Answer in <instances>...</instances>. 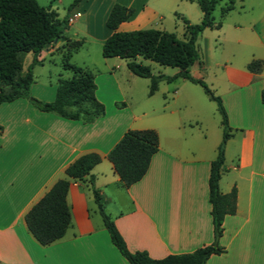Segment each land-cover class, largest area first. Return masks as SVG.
Instances as JSON below:
<instances>
[{
	"label": "crops",
	"instance_id": "crops-1",
	"mask_svg": "<svg viewBox=\"0 0 264 264\" xmlns=\"http://www.w3.org/2000/svg\"><path fill=\"white\" fill-rule=\"evenodd\" d=\"M149 1L84 0L70 13V27L85 17L86 35L99 37L103 47L112 34L106 20L115 3L135 9L119 29L134 31L152 29L163 19ZM192 13L195 20L188 12L181 18L200 24L202 11ZM93 18L98 31L92 29ZM216 22L222 23L220 29H206L199 36L203 65L195 63L190 73L222 99L227 113L232 131L220 191L229 194L236 188L237 208L223 223L219 246L225 252L207 264H264V0H236L234 10ZM39 59L45 61L46 55ZM253 61L262 64L257 72L248 69ZM124 78L135 82V77ZM179 80L184 82L179 84V115L158 114L147 102H136L134 95L123 92L117 77H96V97L106 113L93 123L41 112L25 99L0 106V264H129L104 226L90 176L71 183V225L63 238L42 246L28 230L26 214L88 153L102 157L91 175L131 252H147L160 260L214 244L209 179L223 127L221 139L209 138L203 121L213 107L198 92L183 89L189 81ZM57 84L35 78L31 95L53 102ZM147 129L157 131L159 151L145 177L127 188L108 155L126 132Z\"/></svg>",
	"mask_w": 264,
	"mask_h": 264
},
{
	"label": "trees",
	"instance_id": "trees-1",
	"mask_svg": "<svg viewBox=\"0 0 264 264\" xmlns=\"http://www.w3.org/2000/svg\"><path fill=\"white\" fill-rule=\"evenodd\" d=\"M84 0H74L68 13L60 18L57 11L44 7L37 0H0V106L19 99L27 100L41 112L53 113L69 120L93 123L106 113L105 105L96 97L95 75L87 68L70 63L73 52L83 41L76 42L75 48L63 57V69L71 72L69 79H59L56 98L44 102L31 95L35 82L34 69L42 63L41 53L56 40L63 41L70 29V13ZM198 4L203 13L200 24H191L183 19L185 33L178 38L175 33L158 29L121 31L120 26L128 22L135 9L115 3L107 20L106 27L112 32L102 47L106 59L119 58L127 61L129 71L141 78L150 79V95L159 89L163 76H155L149 66L138 62L139 58L150 60L161 66L178 68L180 72L166 80L171 82L179 77L200 85L206 95L218 106L222 117L223 138L218 156L212 162L209 179L210 203L214 225L215 242L190 254L172 255L164 259H153L147 252H131L126 241L117 229L113 218L107 213L99 190L95 188L93 169L102 162L98 153H88L79 157L67 169V178L59 180L46 195L26 214L25 221L29 232L42 246H48L65 236L71 225V213L67 195L72 181H82L90 176L91 188L104 226L109 232L113 245L129 264H207L213 255L225 252L219 246L223 236V223L228 215H234L237 208V190L222 194L220 181L225 164V148L231 138V127L222 99L215 95L201 79L194 78L190 69L197 62L203 65L202 54L198 48L199 36L206 29H220L214 12L222 0H189ZM234 0L221 7L222 18L235 8ZM69 39V38H68ZM71 40V39H70ZM73 41V40H72ZM33 55L32 62L24 72V60ZM261 62L253 61L248 69L257 72ZM264 104V90L262 91ZM3 128L0 126V133ZM159 151V135L153 129L129 130L108 155L109 161L124 186L129 188L141 181L147 174L153 156Z\"/></svg>",
	"mask_w": 264,
	"mask_h": 264
},
{
	"label": "rangeland",
	"instance_id": "rangeland-1",
	"mask_svg": "<svg viewBox=\"0 0 264 264\" xmlns=\"http://www.w3.org/2000/svg\"><path fill=\"white\" fill-rule=\"evenodd\" d=\"M40 5L49 7L52 10L58 12L60 18H63L68 13L69 6L74 0H37ZM230 0H222L217 6L214 16L217 21L221 20V7L228 4ZM236 2V0H234ZM149 6L155 8L163 16L162 20L155 21L150 28L160 29L168 32L175 33L178 38H182L184 33V22L181 16L184 17L182 12H188L193 20V9L200 11L196 4H191L186 0H150ZM188 7L189 11H186ZM99 5H95L94 11L99 10ZM236 15V14H234ZM78 17V16H76ZM70 22L72 19L70 18ZM94 31H98L94 27L95 19H92ZM101 22V21H99ZM98 22V23H99ZM87 20L82 17L76 20L74 25L70 27L68 38L63 41H59L49 46L47 50L41 53L46 55V60L42 61L34 69V77L41 81H52L53 83L59 81V79H69L72 77L71 72L63 69V57L69 54L76 46L74 41H83L84 44L75 52H73L70 59V63L79 67L87 68L93 72L95 77H117L119 80L121 89L125 93L135 96L136 102H147L150 110L154 109L158 114L170 113L171 111H178L179 115V84L184 83L179 78L168 82V77H174L179 73L178 68L165 67L150 60H143L144 65L151 68L152 73L155 76H163V79L159 83V89L154 95H150L151 81L147 78H141L132 74L127 68V61L119 58L106 59L102 55V45L99 37H89L86 35ZM67 36V35H66ZM71 39V40H70ZM73 40V41H72ZM219 45V44H217ZM48 51V54H47ZM33 55L28 54L24 60V72L32 62ZM115 61V62H108ZM114 67H112V64ZM124 77H135V82H128ZM183 89L189 91L194 90L198 92V95L204 97L206 102L213 107L212 111L205 115L203 121L205 129H207L208 136L211 139L214 135H218V138L222 137V117L218 113V106L214 102H210L208 97L201 86L186 82ZM184 90V91H185ZM177 97V98H176ZM196 126L195 123H193ZM222 142V141H221Z\"/></svg>",
	"mask_w": 264,
	"mask_h": 264
},
{
	"label": "water",
	"instance_id": "water-1",
	"mask_svg": "<svg viewBox=\"0 0 264 264\" xmlns=\"http://www.w3.org/2000/svg\"><path fill=\"white\" fill-rule=\"evenodd\" d=\"M57 42H58V40L55 41V43H57Z\"/></svg>",
	"mask_w": 264,
	"mask_h": 264
}]
</instances>
